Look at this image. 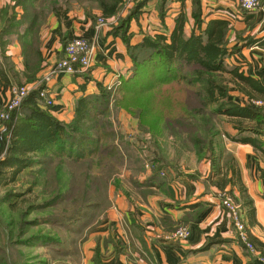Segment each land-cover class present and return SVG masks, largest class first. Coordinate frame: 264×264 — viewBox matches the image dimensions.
<instances>
[{"label": "crops", "instance_id": "0c3cea01", "mask_svg": "<svg viewBox=\"0 0 264 264\" xmlns=\"http://www.w3.org/2000/svg\"><path fill=\"white\" fill-rule=\"evenodd\" d=\"M16 1L0 0V71L9 81L0 90V106L10 99V87L14 84L42 86L41 82L63 58L66 41L83 38L94 50L87 71L75 75L60 74L44 83L43 87L53 96L54 105L47 109L38 105L62 123H71L75 119L79 99L98 95L101 86L110 89L131 74L133 60L127 46L111 33V26L117 25L121 15L127 16L139 8L137 18L130 24L133 46L148 35L170 36L181 17L185 20L186 37L194 31L197 34L204 31L211 21H225L229 29L234 27V22H242L240 28L244 29L251 26L255 18L243 13L240 17L238 0H123L119 16L105 19L107 25L97 30L98 18L102 16L100 10L91 12L86 6L74 3L63 18L45 4L49 8L43 10L47 18L36 33L25 39L22 37L23 40L19 35L2 38V10L14 6ZM197 2L201 9V25L194 17ZM59 7L64 11L67 9L63 2ZM260 12H264V7ZM263 21L264 18L261 23ZM261 23L257 37L264 35L260 32ZM240 28L238 30H242ZM23 41L29 45L34 42L31 47L38 51V59L31 50L25 52ZM244 50L257 52V77H251L264 86V49L253 46L243 48L241 52ZM229 59L225 60V65ZM230 66L243 72L241 66ZM232 119L226 118L229 138L224 141L230 158L220 163V173L215 174L212 162L205 159L195 168H180L178 176L169 175L161 185L144 184L142 191L134 189L136 196L125 197L118 193L102 219L89 229L82 245L81 264H260L257 255L241 244L220 201L221 192H224L240 205L249 238L264 253V146L263 150H255L250 144L233 140L237 130ZM257 139L264 143V121ZM36 157L37 154L33 156ZM241 186L251 200L250 206H243L245 197ZM184 224L192 230L187 241L167 238L171 230Z\"/></svg>", "mask_w": 264, "mask_h": 264}, {"label": "trees", "instance_id": "16d2710c", "mask_svg": "<svg viewBox=\"0 0 264 264\" xmlns=\"http://www.w3.org/2000/svg\"><path fill=\"white\" fill-rule=\"evenodd\" d=\"M45 1L17 0L14 6L2 10L1 37L19 35L20 39H25L36 33L47 18V13L43 11ZM62 2L67 7L65 11L59 7L56 0H52L50 10L58 16L63 15V18L67 17L66 14L74 3L86 6L91 12L94 9L100 10L104 19L119 16L123 6V0ZM138 12L139 8H135L118 25L111 26L112 35L123 40L133 60L131 74L121 81V86L116 92L101 86L100 94L79 99L75 119L71 123L59 122L41 109L38 105V93L31 92L5 123V131L0 133V184H6V178L3 176L6 170H12L10 179L16 182L22 171L36 164L33 158L36 154L66 158L75 166L71 167L77 174L75 176L73 173V181L76 178L79 182L74 187L80 191L74 201L80 209L69 216L68 222L57 218L53 224L64 228L66 223V227L72 232H78L83 240L89 229L101 219L98 211L103 207L101 203L108 199L109 177L114 172L109 161L118 159L119 156L120 147L114 142V130L109 127L108 121H98L100 117L110 114L113 98L118 96L115 101L116 108L124 110L131 119L136 120L139 131L153 138L163 133L164 126L170 131H173L172 128L190 127L185 124L191 113L190 108L195 103L198 109L193 111L208 114L210 118L207 122L212 118H233L237 136L232 139L236 142L250 144L255 150H263L264 146V143L257 139L260 124L264 121V86L259 85L251 76L239 72L238 67L227 69L225 60L240 50L239 46L229 47V24L225 21H211L204 31L201 30L199 34L194 31L190 37H186L185 20L181 17L178 18L176 29L170 36L148 35L140 44L133 46L132 35L129 33L130 23L137 18ZM200 14L201 9L197 2L194 17L198 25L202 23ZM260 32L264 34V21ZM257 36H246L242 39L240 48L257 46L264 49V35ZM23 43L25 52L31 50L38 59V51L31 47L34 42L31 45L25 41ZM189 68L194 69V74H186V69ZM224 74L231 76V82L244 96L242 105L229 99L228 82L222 77ZM4 83L9 84V81L3 71H0V90ZM209 134L211 136L208 147L213 153L214 173L218 174L222 169L220 163L223 154L219 144L223 138H229V135L216 134L213 127ZM217 137L220 138L217 140ZM191 141L199 147V152H205V139L192 137ZM216 145L219 146L217 152ZM95 155H98L99 159L95 164L97 168L94 169V165L87 164L90 162L89 157ZM154 160L156 164L163 161L156 157ZM158 167L149 174L147 185H161L169 178L165 169ZM163 172L165 176H162ZM88 178L93 187L87 185ZM240 189L245 197L243 206H250L251 200L245 195V188L241 186ZM63 195H56L55 201L64 199ZM92 207L95 208V213L90 215L93 213L89 211ZM74 222L78 226L73 230L69 225L74 226ZM60 240L58 236L50 237L51 243H59ZM66 253H70V250Z\"/></svg>", "mask_w": 264, "mask_h": 264}, {"label": "rangeland", "instance_id": "374dc122", "mask_svg": "<svg viewBox=\"0 0 264 264\" xmlns=\"http://www.w3.org/2000/svg\"><path fill=\"white\" fill-rule=\"evenodd\" d=\"M61 2L60 0H56L57 4H61ZM51 3L52 0L45 1V4L49 5V7ZM263 7L264 0H261L260 6L252 12H247L241 9L240 6L238 7L240 17L243 13L247 17L253 15L255 18L252 20L254 21L251 25L252 27L249 26L242 29L240 28L242 22H238V24L237 22L233 23V26L237 29L230 26L227 32L229 47L239 46L240 50L227 61V69L232 68L230 65H238L243 68V72L246 75L257 77V52L253 50L241 52L243 48H240V46L242 45V39L246 36L259 35L258 25L264 18V12H260ZM45 9L49 8L45 6ZM129 14L127 16L121 15L119 20H117V25L127 18ZM239 28L242 30H238ZM65 43L67 44L68 42L66 41ZM194 72L192 68L186 69L187 75L194 74ZM222 77L228 82L229 99L243 104V97L235 89L233 82L230 80L231 76L224 74ZM124 78L126 77H123L121 81ZM121 81L110 87V89L116 92L121 86ZM18 86L28 85L14 84L10 87V91L13 87ZM39 86L40 84L35 87ZM29 88L33 89V87ZM117 98L118 96L112 99L110 114H106L104 117L102 116L98 119L99 123L102 120L109 122V127L114 130V142L120 147L118 159L109 161L113 165L112 171L114 172L109 177L108 199L101 203L103 207L98 211L101 219L108 208L112 206L113 199L118 193L127 197L130 195L136 196L134 195L135 190L142 191L143 185H147L149 174L151 175L152 170L156 167L159 166L161 169H165V173L176 177L180 168H195L197 164L202 163L205 159H209L212 162L213 153H211L208 147L211 127H213L216 134H225L229 131V124L226 118H212V120L207 122L210 116L193 111L196 108L198 109V106L194 103L193 107L190 108L191 113L185 124L190 125V127L172 128L174 133L167 126H164L163 133L153 138L151 135L139 131L136 120L131 119L132 117L124 110L116 108L115 101ZM9 100L0 106V114L5 111ZM6 122L0 120V133L5 129ZM192 137H202L206 140L205 143L207 144L205 145L204 153L199 152V147L192 143ZM219 138L217 137L216 139L218 140ZM221 141L222 143L219 144L220 150L223 153L221 162L224 160L227 162L226 159L230 158V155L227 154L225 149V138ZM218 147L216 145L215 152H217ZM154 157L163 160L159 162L160 165L154 162ZM89 159L90 162L87 166L94 165V169L97 168L95 164L99 156L95 155L89 157ZM35 161L36 164L20 173L16 182H12L10 179L12 170H6L3 175L6 178V184H0V264H81L83 262L82 245L89 231L83 240L78 232H72L70 228L66 227V223L64 228L53 224V221L57 218L62 220V222H68L69 216L80 209L79 205L74 201L80 191V189L77 190L74 187L79 182L76 178L73 181V173L75 174V172L72 169L75 166L68 159L56 156L38 155ZM162 176H165L164 172ZM90 182V178H88L87 185L93 187ZM58 194H64V199L61 198L55 201L54 197ZM225 198L238 206L241 222L248 234L240 205L229 195L221 192L220 200ZM89 211L93 212L90 213L92 215L95 213V208L92 207ZM228 216L230 218L229 214ZM77 226L78 224L76 223L74 226L72 224L69 225L73 230ZM180 226L187 227L188 225L184 224ZM53 236L60 237L62 241L51 243L50 237ZM45 240L49 241L46 242ZM251 243L255 252L248 251L251 254L257 255V260L260 263V257L264 256V253L256 248L252 241ZM69 250L70 253L67 254L66 252Z\"/></svg>", "mask_w": 264, "mask_h": 264}, {"label": "built area", "instance_id": "2783aa9c", "mask_svg": "<svg viewBox=\"0 0 264 264\" xmlns=\"http://www.w3.org/2000/svg\"><path fill=\"white\" fill-rule=\"evenodd\" d=\"M238 4L241 9L252 12L256 10L261 0H238ZM107 22L104 18L100 17L97 23V30L105 27ZM94 50L90 44L83 38H76L68 42L64 47V56L53 67L50 75L43 80L42 86L30 89L28 86H18L11 89L10 100L6 105L5 111L0 114V120L8 121L11 114L19 109L24 103L26 98L31 92L36 91L38 93V103L42 108H51L54 105L53 96L49 90L44 86V83L49 81L51 77L58 76L60 74L75 75L83 73L91 67L92 56ZM32 90V91H31ZM257 104H260L257 102ZM5 131V129L3 130ZM1 131V132H3ZM221 204L227 210L230 218L236 228L237 236L244 247L250 252H255L251 240L244 230L241 222V215L238 206L233 204L228 199H221ZM192 234L190 227H178L175 230L167 234V238L175 241H187ZM260 264H264V256L260 257Z\"/></svg>", "mask_w": 264, "mask_h": 264}]
</instances>
